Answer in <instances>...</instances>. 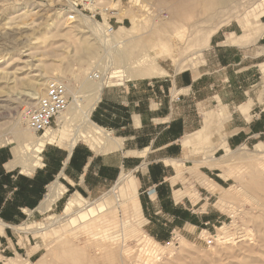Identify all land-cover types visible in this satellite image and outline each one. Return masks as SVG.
I'll use <instances>...</instances> for the list:
<instances>
[{
	"label": "rangeland",
	"instance_id": "374dc122",
	"mask_svg": "<svg viewBox=\"0 0 264 264\" xmlns=\"http://www.w3.org/2000/svg\"><path fill=\"white\" fill-rule=\"evenodd\" d=\"M263 9L264 0H227L223 5L215 0H0V150L12 159L13 147H20L19 133L42 135L27 124L25 111L36 102L28 92L41 95L50 79H60L71 96L65 120L57 119L51 127L61 142L46 145L36 169L44 168L48 159L55 169L68 153L65 143L82 124L81 113L70 120V106L86 105L84 83L93 73H106L104 87L161 80L174 73L205 74L195 98L183 106L190 119L188 131L178 139L180 153L166 161L177 174L173 187L197 203L189 218L198 230L173 234L175 223L168 222L159 233L158 222L142 211L139 180L140 207L129 199L133 181L123 174L119 184L100 196L75 198L80 193L69 191L47 212L27 210L17 223L0 217L5 224H0V264L10 258L7 264H264V40L257 44L261 36L255 39L248 33L247 44L228 41L230 35H244ZM110 24L115 31L107 30ZM96 26L100 34L93 31ZM214 31L203 48V36ZM244 52L247 59H241ZM148 63L167 73L108 78L117 69L138 71ZM210 111L215 112L214 121L196 140L192 135ZM90 118L94 122L92 113ZM256 121L261 133L245 141L244 134L236 136ZM93 122L76 145L91 146L93 134L99 138L97 146L107 143V132ZM186 136L190 141L184 144ZM208 155L215 156L213 165L205 161ZM72 199L74 208L67 210ZM102 202L111 208L94 215H87V209L73 214ZM207 217L213 225L202 223ZM180 218L182 224L186 213ZM53 220L58 222L50 225ZM168 243L172 245L161 249ZM60 247L71 248L77 261L66 262L68 255L58 252ZM151 248L162 256L153 258Z\"/></svg>",
	"mask_w": 264,
	"mask_h": 264
},
{
	"label": "crops",
	"instance_id": "0c3cea01",
	"mask_svg": "<svg viewBox=\"0 0 264 264\" xmlns=\"http://www.w3.org/2000/svg\"><path fill=\"white\" fill-rule=\"evenodd\" d=\"M263 16L264 11L251 25L249 31H244L243 23L239 21L245 34L230 35L228 41L247 44L245 37L248 33L255 39L261 36V40H255L257 44L264 40ZM217 32L211 36L208 45ZM247 57V53L244 52L241 59ZM159 68L161 73L152 77L167 73L162 66ZM204 75V73L199 76H195L194 73H174L161 80L106 85L91 113L95 123L92 122L107 132L109 142L101 146L93 144L90 146L76 145L79 142L77 141L70 152L64 147L68 153L55 169L49 159L44 168L36 169L42 164L41 153L49 143L40 153L39 163L33 170L28 171L32 173L29 178L22 175L27 173L22 166L11 167L14 151L11 159L5 151L0 150V217L7 222L17 223L27 210L47 212L69 191L81 194H73L72 197L75 198L100 196L114 183H116L114 187L119 184L121 176L127 174L133 181L129 199L140 207L138 185L136 187V181L139 180L142 189L139 195L145 198L142 211L153 218V221L158 222L155 227L159 233L164 232L168 222L175 223V226H172L173 234L179 232L182 235H189L194 230H198L200 227L189 218L190 213L194 214L197 211V203L188 195H182L180 189L173 187L171 181L177 177V174L170 172L166 161L175 160L174 157L180 153V149H177L178 139L188 131L190 119L183 111V106L193 97L195 98L194 95ZM214 113L210 111L205 114L203 125L192 135L196 140L202 137V132L209 130L214 121ZM257 122L246 129H241L236 136L244 134L243 141H245L261 133ZM189 141L188 136L183 140L184 144ZM224 146L226 150L231 149L228 145ZM214 157L208 155L205 161L212 162L210 164L213 165L216 160ZM17 167H21V170ZM62 177L65 181H59ZM168 183L172 186L171 189ZM46 200L48 204H45ZM182 213H186L187 218L181 224L178 220L181 219ZM203 214H209L208 210ZM150 218L147 219L148 222H152ZM202 223L207 226L213 225L209 217ZM3 230L4 228H0V231ZM4 232L6 234L7 230L5 229ZM11 259L14 258L8 259L5 264Z\"/></svg>",
	"mask_w": 264,
	"mask_h": 264
},
{
	"label": "bare ground",
	"instance_id": "6f19581e",
	"mask_svg": "<svg viewBox=\"0 0 264 264\" xmlns=\"http://www.w3.org/2000/svg\"><path fill=\"white\" fill-rule=\"evenodd\" d=\"M226 1L227 0H215V3L223 5L226 3ZM263 11L264 10H262L261 13ZM254 19H256V18H254ZM103 25H106V23H103ZM92 29L95 33L100 34V33H98L99 29H97V26H96V28L93 27ZM250 29L251 28L248 27V28H246V31H249ZM107 30L110 32L115 31V29L112 28L111 24H110V26H108ZM215 31L211 32V34H207V35L203 36L202 47L204 45L206 46L209 43V40H210L211 36L215 33ZM141 65H140V67H141ZM143 66H146V67L140 68L138 71H136V70L130 71L129 69H125V68L123 70L117 69V70L113 71V74L110 75L108 78H112V79L115 78L116 81L130 80V79H134V78L152 77L154 75L160 74V72H161V70L157 64L154 66L151 63H148V64H144ZM106 80H107V76H106L105 72L102 74H98V76H97V73H93L92 75H90L84 83V87L86 88V91H87V95H86L87 103H86V105H84L83 109L80 107V105L78 103L70 106V111H71L70 117H69V118H71L70 120H72V117L74 118V117H76V115H79L81 113L82 124H81L80 128L75 129L74 136L68 142L65 143V147L68 149V151L69 150L71 151L73 149V147L75 146V144L77 143V141L83 135L88 133V129H87L88 125H90V123H92L91 118H90L91 111L93 110L95 104L97 103V101L99 99L100 93H101L105 83L107 82ZM28 94L33 97L32 98L33 100H37L42 95V94L40 95V93L36 92V91H30V92H28ZM64 113H65V111L62 112L60 115H58V119H60V122L65 120V117L63 116ZM98 130L101 131V129H99V128H98ZM96 136H97V134H93L92 138L90 139L94 146L98 145L97 140H95ZM97 139H99L98 136H97ZM18 141L20 143V147L19 148L15 147L13 149L14 160L11 162L10 165H11V167L16 166V165H20L23 167V170L25 172L27 171V173H28V171L33 170L35 168V166L38 164L37 158H38L39 154L42 152L44 146L48 143L52 144V143H56V142H61V138H60V134L58 133V130H55V129L50 127V128H47L46 131L38 137L30 136L28 133H24V132L19 133ZM107 142H109V141L107 140ZM210 160H212V159H210ZM214 160H215V158H214ZM219 165L221 166L220 162H219ZM48 199H49V197H48ZM47 201L48 200H46L45 204L49 203ZM109 204L110 203H108V202H102V203H98L95 208H92L91 207L92 204L89 203L88 205H86L80 209L75 210L73 212V214H78V213L87 209V215H94L96 210L102 211L104 208H111V206H109ZM74 205H75V201L72 199L71 201H69L67 203L66 209L67 210L73 209ZM67 216H65V217H67ZM83 216H86V214H83ZM63 219H65V218H63ZM56 220L59 221V218ZM56 220L51 221L50 225L57 223L58 221H56ZM0 224H2V223L0 222ZM220 230H222V228H220ZM170 245H172V243H168L165 246L162 245L161 249H167V247ZM70 250H71V248L60 247V248H58L57 251L62 253V254L66 252V255H68V256H66V262L74 263L77 260H76L74 255L70 254ZM150 253H151V255H153V258H156V259L159 256H162L161 255L162 252L159 253V251H157L153 248L150 249ZM150 260L153 261L152 258H149L148 262H150Z\"/></svg>",
	"mask_w": 264,
	"mask_h": 264
},
{
	"label": "built area",
	"instance_id": "2783aa9c",
	"mask_svg": "<svg viewBox=\"0 0 264 264\" xmlns=\"http://www.w3.org/2000/svg\"><path fill=\"white\" fill-rule=\"evenodd\" d=\"M111 26L114 28L113 25ZM70 97L69 89L64 81L50 79L47 82L45 92L36 100L34 105L27 107L25 111L29 127L36 133H44L47 128L52 127L58 119V115L68 109Z\"/></svg>",
	"mask_w": 264,
	"mask_h": 264
}]
</instances>
